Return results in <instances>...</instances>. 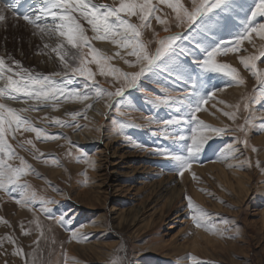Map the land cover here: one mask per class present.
<instances>
[{
	"label": "rangeland",
	"instance_id": "obj_1",
	"mask_svg": "<svg viewBox=\"0 0 264 264\" xmlns=\"http://www.w3.org/2000/svg\"><path fill=\"white\" fill-rule=\"evenodd\" d=\"M99 1L92 3L102 4ZM111 2L109 5L119 7L121 0ZM147 2L156 7L148 20L142 22L139 14L121 15L134 24L147 25L139 29V40L149 54H154L166 37L178 39L172 42L174 51L166 52L134 87L127 86L123 74L139 72L143 63L128 55L127 48L119 57L104 54L93 41L91 25L77 12L74 15L91 48L97 50L94 53L88 45L81 46L94 74L88 83L101 86V97H95L94 89H84V77L69 73L72 83L68 89L88 94L86 103L62 96L56 108H28L32 102L24 103V97L15 101L0 98L12 108H28L21 115L33 127L49 137H59L38 138L35 132L15 126L5 133L16 155L4 158L20 166L19 157H23L31 165L21 180L36 195L27 205L17 203L23 199L19 191L9 194L0 189V264H264V87L260 85L264 57L259 55L264 35L250 33L238 51L215 57L217 63L236 68L242 84L226 74L204 71L198 64L207 49L240 34L254 0L246 7L233 5L235 11L226 21L208 30L201 26L200 33L190 30L186 21L177 20L170 7L176 0ZM179 2L191 10L192 0ZM30 3L34 6L28 15L45 6L44 0ZM20 11L17 16L22 20L27 12ZM7 15L12 16L10 12ZM25 23L31 30H0V57L12 68L16 66L11 61L18 60L23 68L45 75L61 71L59 58L52 51L61 41L69 55L77 53L58 33L42 38L38 29ZM38 23L52 22L49 18ZM5 41H10L7 52L2 45ZM100 55L107 65L119 70V78L101 73L93 60ZM253 55L259 57L256 68H245L241 57ZM69 63L78 66L77 61ZM118 87L124 88L122 96L110 99L107 92ZM156 97L166 102L154 103ZM202 98L196 118L212 128H225V132L217 135L191 122L190 110ZM104 103L111 107L101 119L98 112L92 116L97 104ZM226 112H234L236 118ZM54 117L64 124H56ZM168 120L179 122L166 125ZM238 125H243L244 131L238 130ZM194 127L208 139L197 158L190 161L191 167L180 175L171 156L187 155ZM28 140L32 143H26ZM161 151L165 154H159ZM237 179L244 181L246 192L236 188ZM82 197L92 199L94 206ZM186 197L207 214L200 227L191 218L195 207H189ZM45 207L51 216L43 211ZM61 214L65 215L63 223L59 222ZM122 217L126 220L119 226ZM194 239H199L201 249L190 248Z\"/></svg>",
	"mask_w": 264,
	"mask_h": 264
},
{
	"label": "snow or ice",
	"instance_id": "obj_2",
	"mask_svg": "<svg viewBox=\"0 0 264 264\" xmlns=\"http://www.w3.org/2000/svg\"><path fill=\"white\" fill-rule=\"evenodd\" d=\"M20 0H11V2L5 3L0 0V22H5L8 19V13L10 12L12 17H17V7ZM238 0H192L191 10L184 7L183 4L176 0L175 4L170 5L173 8L177 20L186 21L189 25V29L196 33L201 32V26L206 30L212 27H218L222 21H226L232 13L235 11L233 5L237 4ZM43 7L35 10L33 15H23V20L33 25L39 32L49 37L59 35L66 39L67 45H70L73 49H77V53L69 55V52L65 50V44L63 41L56 44V47L52 49L59 58L62 65L61 71H56L50 74H42L36 72L34 69L23 68L21 62L18 60H12L11 64H14L16 68H12L9 64L5 63V59L0 57V81H4L3 86H0V98H7L9 100H18L20 97L26 98L24 103L31 101L28 108H35L37 105L45 108H56L60 103V97L74 98L80 101L89 100V95L79 90H69L67 85L72 83V79L69 73L78 75L85 78L84 89L88 92L95 90V97L99 98L102 95L101 86L93 83L91 86L88 81L93 80V72L88 68L84 59V54L81 51L82 45H88L91 48L89 38L85 35V30L79 19L74 13H79V16L87 21L91 25L93 32H95L96 39L111 38L113 43L121 44L125 48L130 49L128 55L135 56L138 63H143V67L139 72L124 73L123 78L127 80V86L132 88L135 86L137 79L146 72L152 70L157 65V62L161 60V57L167 52L172 53L174 50L171 48L172 42L178 39V36H168L160 42L161 47H158L154 54H149L145 49L144 44L139 40L141 32L139 29L146 27L145 24H133L129 23V20L125 18L123 14L127 16L140 15L141 21L148 20L149 15H155L156 7L149 5L147 0L144 3H137V0H121L119 7H113L109 4H96L92 3V0H44ZM211 14V15H210ZM214 17H220V19L214 20ZM51 19L50 24H40L38 21L42 19ZM257 18H264V0H254V7L250 9V15H247L246 22L243 30L231 41H221L216 43L211 50L205 51L204 58L198 62L201 69L204 71L219 72L230 76L237 83L242 84L243 80L240 79L237 74V70L227 64L217 63L215 57L218 54H227L230 51H238L239 45L246 39H249L250 33L259 31L261 35H264V22H257ZM159 21L160 17L156 16ZM59 21V23H56ZM232 45V47H229ZM47 47V45H46ZM92 52L96 53L97 50L91 48ZM260 57H264V49L260 51ZM169 56V55H167ZM165 56V57H167ZM68 57V59H66ZM259 57L253 55L249 57H241V62L245 68H256V61ZM69 60L77 61L78 66H72ZM94 62L101 67V73L103 75H116L118 69H115L106 64V58L102 55L97 58L93 57ZM128 62V61H126ZM130 63V62H129ZM16 69H19L18 71ZM10 73V74H8ZM257 73L253 71V75ZM15 77V78H14ZM57 77L61 80L58 81ZM261 87H264V79L260 80ZM106 91V90H105ZM124 92L123 87H118L115 92H107V96L111 99L113 97H120ZM154 103H165L166 100H162L160 97H156ZM204 102L202 98L195 107L190 110L191 122L196 123L199 129H211L217 135L226 131L225 128H212L211 125L205 124L196 118V113L200 111L201 105ZM111 107V104L107 105ZM91 107V104L88 105ZM239 108V105L236 106ZM28 108L16 109L10 107L8 104L0 102V189L8 191L9 194L19 191L22 200H17V203H23L31 205L35 200V193L30 192L29 186L22 182L21 177L26 174V169H30L29 165L23 157H19L20 166H14L8 163L4 157L11 158L16 155L11 145H9L5 138L6 131L13 130L15 128L24 127L26 131L35 132L37 137L43 136L45 139H58V136L49 137L42 132L40 128L33 127L30 121L23 117L21 113L28 111ZM244 108H248V104H244ZM69 115L75 116V113H69ZM225 115L232 119L236 118L234 112H226ZM56 124L63 125L64 122L59 118H53ZM179 121L168 120L165 124L178 123ZM238 130L244 131L243 125H238ZM198 128L191 129L192 135L190 137L191 143L187 146V155H172L171 159L178 164V172L183 175L185 168L191 167V160L197 158V155L201 152L202 146L205 145L208 136L202 132H198ZM26 143L31 144L32 141L28 140ZM255 151V149H253ZM159 154L164 155L161 151ZM55 163V161H53ZM189 201V207H195V214L192 215V220L197 227L201 226V221L205 220L207 214L192 204L190 198L186 197ZM54 201H47V203H53ZM41 203H45L41 201ZM43 211L51 216V210L47 207L43 208ZM65 215L61 214L59 222L63 223Z\"/></svg>",
	"mask_w": 264,
	"mask_h": 264
},
{
	"label": "bare ground",
	"instance_id": "obj_3",
	"mask_svg": "<svg viewBox=\"0 0 264 264\" xmlns=\"http://www.w3.org/2000/svg\"><path fill=\"white\" fill-rule=\"evenodd\" d=\"M5 1V0H4ZM7 1V0H6ZM43 1V0H42ZM112 0H100L99 2H102V4H109V3H112L111 2ZM251 0H238V5H239V7H246V6H248V4H250L251 2H250ZM95 2V1H94ZM34 6V3H30V0H20V3H19V5H18V7H17V15H18V12L20 11L21 13H23V12H27V14H28V12H31V9H32V7ZM43 6V5H42ZM236 6V5H235ZM236 8V7H235ZM27 9V10H26ZM37 9V8H36ZM239 9V8H238ZM242 9V8H241ZM241 9H239V10H241ZM240 12V11H239ZM242 12V11H241ZM247 13V12H246ZM25 15V14H24ZM23 18V17H22ZM52 22V21H51ZM56 23H59V21H57ZM129 23H133L134 24V22H133V20H129ZM4 28H11L12 30H14L15 31V29H21V28H26V29H30L31 30V28H29L28 27V25L25 23V21L22 19H20V18H18V16L14 19L12 16L11 17H8V19H7V21H5V22H0V30H3ZM15 28V29H14ZM24 30V29H23ZM4 34V33H3ZM96 33H94L93 34V41H94V43L99 47V49L104 53V54H111V55H114V56H117V57H119V56H121L122 54L121 53H123V51H125V47L123 46V45H121V44H116V43H113V41H112V39L111 38H105V39H96L95 37H96ZM3 36V35H2ZM1 36V37H2ZM2 40V39H1ZM7 40V39H6ZM3 41V40H2ZM9 42L10 41H8V43H7V41H5V42H3V49H4V51H6L7 52V50H8V45H9ZM127 51V50H126ZM128 51H129V49H128ZM3 84H4V81H0V86H3ZM89 101V100H88ZM85 102V101H84ZM86 103V102H85ZM75 104V103H74ZM76 104H78V103H76ZM109 103H104V104H97V106L95 107V113H92V116H97L96 114H97V112L100 114V116L98 117V119H101V116L102 115H104L105 114V112H106V110H107V108H108V105ZM74 107V106H73ZM225 178L229 181V179H228V177L227 176H225ZM236 183H237V186H236V188H238V190H239V192L240 193H244V192H246V189L244 188V181L243 180H239V179H237V181H236ZM230 185V184H229ZM231 186V185H230ZM232 187V186H231ZM173 189H175V191L177 190V188H173ZM175 191H172V192H175ZM176 194V193H175ZM178 194H179V192H178ZM177 194V196L175 197V199H174V202L175 201H177V199H178V197H179V195ZM172 195H174V194H172ZM80 196H82V195H80ZM86 197V196H85ZM83 199H84V201L86 202V203H89L90 202V206L91 205H93V201H92V199H89V198H84V197H82ZM93 198H95V197H93ZM97 198V197H96ZM95 198V200H97ZM171 203V202H170ZM173 203V202H172ZM95 204V203H94ZM175 205V204H174ZM173 205V206H174ZM94 206V205H93ZM171 209H172V207H171ZM263 217H264V211H263ZM125 218L124 217H122V219L120 220V222H119V226H123L124 225V222H125ZM207 239V238H206ZM195 240V239H194ZM192 243V245H191V249L192 250H196V249H201L202 248V244H201V242L199 241V239H197V240H195V241H193V242H191ZM206 243H209V241L208 240H206ZM112 245H114V244H112ZM209 245V244H208ZM106 246V245H105ZM101 247V246H100ZM107 248H110V247H112V246H110V244L108 245L107 244V246H106ZM95 248V247H94ZM203 248H205V246L203 247ZM90 249V248H89ZM94 250H96V248L94 249ZM96 251H98V250H96ZM101 253V252H100ZM102 253H104L103 251H102Z\"/></svg>",
	"mask_w": 264,
	"mask_h": 264
}]
</instances>
